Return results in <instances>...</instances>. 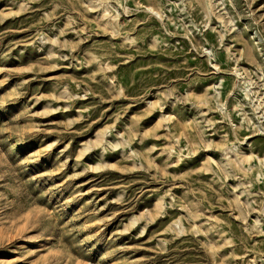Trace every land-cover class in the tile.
<instances>
[{
	"label": "rangeland",
	"instance_id": "rangeland-1",
	"mask_svg": "<svg viewBox=\"0 0 264 264\" xmlns=\"http://www.w3.org/2000/svg\"><path fill=\"white\" fill-rule=\"evenodd\" d=\"M0 264H264V0H0Z\"/></svg>",
	"mask_w": 264,
	"mask_h": 264
}]
</instances>
